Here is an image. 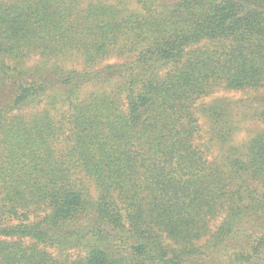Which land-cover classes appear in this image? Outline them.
Returning <instances> with one entry per match:
<instances>
[{"label":"trees","instance_id":"16d2710c","mask_svg":"<svg viewBox=\"0 0 264 264\" xmlns=\"http://www.w3.org/2000/svg\"><path fill=\"white\" fill-rule=\"evenodd\" d=\"M0 264H264V0H0Z\"/></svg>","mask_w":264,"mask_h":264},{"label":"rangeland","instance_id":"374dc122","mask_svg":"<svg viewBox=\"0 0 264 264\" xmlns=\"http://www.w3.org/2000/svg\"><path fill=\"white\" fill-rule=\"evenodd\" d=\"M249 95L250 94L248 92H222V93L219 92V93L215 94L213 97H210V98L206 99L204 102H208L209 103L210 101L214 100L218 96H223V97L233 98V99H243V98H247ZM202 125L204 127L205 135H206V130H208V126L205 123V121H202ZM258 127H262V126L261 125L256 126L254 124V125H250L248 129L254 130V129H257ZM245 137H246V134L241 133L240 139H244Z\"/></svg>","mask_w":264,"mask_h":264}]
</instances>
